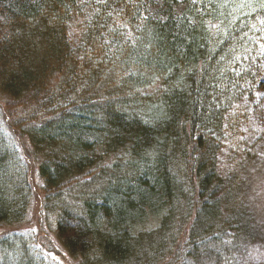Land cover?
Returning a JSON list of instances; mask_svg holds the SVG:
<instances>
[{"label":"trees","instance_id":"1","mask_svg":"<svg viewBox=\"0 0 264 264\" xmlns=\"http://www.w3.org/2000/svg\"><path fill=\"white\" fill-rule=\"evenodd\" d=\"M79 1L0 0V93L28 111L22 136L55 190L47 209L58 213L64 247L83 264H167L177 237L189 235L180 247L202 264L212 243L214 256L230 257L264 240L242 196L264 144H242L240 127L249 121L242 93L264 85L262 67L257 76L252 67L264 61V0H196L181 17L177 0H166V22L142 18L152 0H105L83 27L81 54L69 36ZM113 11L141 24L136 44L118 52L101 41ZM116 68L131 76L112 77ZM6 142L0 228L21 224L33 198L26 160ZM31 251L15 234L0 236V264H35Z\"/></svg>","mask_w":264,"mask_h":264},{"label":"rangeland","instance_id":"2","mask_svg":"<svg viewBox=\"0 0 264 264\" xmlns=\"http://www.w3.org/2000/svg\"><path fill=\"white\" fill-rule=\"evenodd\" d=\"M165 1L166 0H152V3L148 5V10L143 11L142 18L144 17V19L150 18L153 21L162 20L163 22H166L170 16H173V13H162V6H165ZM187 1H190L191 3L185 4ZM195 1L196 0H177L175 5L176 9L173 12H175L176 16L181 17L182 10H186V8L189 5H193ZM104 2L105 0H80L78 2L80 7L83 8V14L75 21L74 25H70L69 27V36L71 38L74 51H78V53L81 54L84 50L83 47L85 46L83 44V39L85 36L83 35V27L88 22H93L94 19H97V13L98 11H100V7ZM114 14L115 11H113L110 15V18H108V23L102 27L104 35L102 36L101 41L105 42V45L106 47H108L110 52H118L128 44L135 45L138 40L136 30L139 28V26H141V24L136 23L134 25V28L133 25L129 27L128 24H126L125 20L120 19L119 15L113 16ZM98 20L100 21V19ZM142 28L143 27H141L140 29ZM91 51L92 49L87 48V52L89 54ZM100 51V48H98V51H95L92 54H94V56L99 55L102 57L103 54H101ZM79 60L82 61L83 66L86 63L88 65L90 56L86 57L83 55V57ZM252 61V67L254 70L253 74L257 76V73L261 71L259 70L260 67H262V71L264 73V61L262 62L261 66H259L257 57ZM100 62L101 61H97V63ZM106 62L107 61H105L104 63L106 64ZM118 69L119 68L115 69L117 71L113 72L112 77L119 78L120 76H122L120 74H123L125 79H128L131 76V74L126 75L125 71L122 69V72L120 70V73ZM263 77L261 76V80H264ZM239 81L243 83L245 80L243 78H240ZM242 94L244 95V99L247 100L244 104L245 107L243 106V110L245 114L249 116V121H241L240 127L242 128V134L245 136L244 140L241 139V143L244 144V141H249L250 144L252 142H259L258 144H264V85H256L251 91H246ZM22 106L23 104L21 102H9L4 97V95L0 93V131L2 133H0V148L4 146L3 143L6 144V141H8L10 144L12 142V144L16 145L20 149V152L23 154V159L26 160L25 167L28 171V180L31 185L30 188L33 191V198L30 200L25 220L21 224L12 228H0V236H5L9 233H12L24 239L27 247L32 250L30 252V255L35 264H37V257L41 259L40 261L38 260V264H83L79 256L74 255L72 251L71 253H69V251L65 248L67 247L69 249L68 246L71 245L69 243H67L68 246L65 243L63 244L57 237V230L61 222L59 221V218L56 219V221L54 220L55 215L53 216V214L58 213H56L55 211H51L52 213L50 214L48 213L49 211L47 209V206L50 210H52L53 204H51L50 207V204H47L46 201L47 196H52L55 190H50L47 185L45 186L44 181L40 178L38 173L39 165L37 163V161L40 162V160L38 158H35L34 155L30 152L27 141L22 136L24 130L29 126V116H26V113H28V111H23V109L25 108ZM237 107H239V105ZM18 111L20 115H17ZM247 172L249 176L248 194L246 197L244 190L242 196L246 202V206L249 208V214H251L252 212L253 216L256 217L258 222L260 223L258 230L259 233L262 234L261 237H263L264 162H258L257 164L252 165ZM225 195L226 197H228L227 192L225 193ZM73 198H75L74 193H71L67 197H64L66 206L69 207L70 211H72V209H75L76 206L75 199ZM61 200L62 199H59L55 203L60 208H63L65 207L63 204L59 205ZM233 208L234 209L232 210L235 212H238V210H240V208L236 205H234ZM191 224L192 222L189 224V226ZM156 225L157 221H150V223L148 224V226L151 227H155ZM183 230L184 232H186L190 229L188 227H185L183 228ZM177 239L178 244L172 249L170 248L172 252L168 255L167 264H196L187 256L188 248L184 249L183 247H180V245L186 241H188L189 243V235H185V237L184 235L183 237L179 235ZM262 239L259 236L257 238H254V241L249 245L244 246L242 251L230 257H226L220 253H218L217 256H214L215 250H219L217 245L212 243V246H208L209 248L207 249L210 254L212 252V259L208 258V260L205 261L204 258H201L200 262L202 264H264V240ZM230 241L224 239L223 245L228 246ZM18 255L20 256V254ZM230 258L231 261L228 263V259ZM12 260L15 261L13 257ZM2 261L3 260H1V263H3ZM15 263L16 262H14V264Z\"/></svg>","mask_w":264,"mask_h":264},{"label":"snow or ice","instance_id":"3","mask_svg":"<svg viewBox=\"0 0 264 264\" xmlns=\"http://www.w3.org/2000/svg\"><path fill=\"white\" fill-rule=\"evenodd\" d=\"M262 6H264V5H262ZM262 23H264V21H262Z\"/></svg>","mask_w":264,"mask_h":264}]
</instances>
